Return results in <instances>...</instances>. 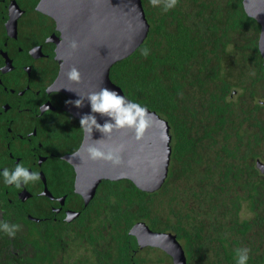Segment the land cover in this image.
<instances>
[{"label":"trees","instance_id":"16d2710c","mask_svg":"<svg viewBox=\"0 0 264 264\" xmlns=\"http://www.w3.org/2000/svg\"><path fill=\"white\" fill-rule=\"evenodd\" d=\"M142 2L148 37L110 78L169 123L165 185L147 193L128 180L103 181L87 207L80 200L74 223L26 220L15 236L0 229V264H173L138 246L130 235L138 223L176 235L187 264H236L245 248L247 264H264L261 26L243 0H178L167 11L164 0ZM7 223L19 225L18 214Z\"/></svg>","mask_w":264,"mask_h":264},{"label":"water","instance_id":"95a60500","mask_svg":"<svg viewBox=\"0 0 264 264\" xmlns=\"http://www.w3.org/2000/svg\"><path fill=\"white\" fill-rule=\"evenodd\" d=\"M243 5L248 17L261 26L259 50L264 60V0H243ZM37 10L51 18L60 33L55 50L57 60L62 63L58 88L70 96L67 111L80 120L85 114L95 115L101 126L106 122L114 124L110 117L92 113L87 96L106 87L134 103L112 82L110 72L116 63L134 54L148 37L150 24L142 0H40ZM73 41L79 45L75 51L70 46ZM73 66L81 73L80 82L67 77ZM81 98L83 105L77 108L74 102ZM145 109L150 127L140 139L134 128H114L111 133L102 134L91 122L84 126L79 155H71L68 161L75 172V193L85 207L94 200L103 181L128 180L147 193H155L165 185L172 156L171 128L156 112ZM92 146L105 151L122 148L119 152L122 163L92 161L87 153ZM257 167L264 173L263 163L258 161ZM70 214L69 220L80 215ZM130 235L141 249H157L170 256L173 264H187L185 250L173 233L155 232L138 223Z\"/></svg>","mask_w":264,"mask_h":264},{"label":"flooded vegetation","instance_id":"af4514ba","mask_svg":"<svg viewBox=\"0 0 264 264\" xmlns=\"http://www.w3.org/2000/svg\"><path fill=\"white\" fill-rule=\"evenodd\" d=\"M39 2L0 0V219L13 221L18 214L24 230L26 220L39 227L82 216L68 159L81 147L84 126L66 109L67 91L58 88L60 33L37 10ZM18 164L39 172V181L6 185L3 170ZM70 213L80 215L69 220Z\"/></svg>","mask_w":264,"mask_h":264},{"label":"clouds","instance_id":"9594fccd","mask_svg":"<svg viewBox=\"0 0 264 264\" xmlns=\"http://www.w3.org/2000/svg\"><path fill=\"white\" fill-rule=\"evenodd\" d=\"M150 2L153 6H156L160 0H150ZM177 3L178 0H164L165 11L174 7ZM70 46L73 51L77 50L79 47L75 41H73ZM146 54L147 53H145V55ZM67 77L70 81L80 82L81 73L73 66L70 71H68ZM87 100L90 102L93 114L110 117L115 123L106 122L101 126L97 122L95 115L85 114L80 120L82 127L91 122L102 134L111 133L114 128H134L137 133V139H140L145 130L150 127V121L147 119V110L137 103L127 102L123 96H120L113 90H109L106 87L101 88L98 92L90 93L87 96ZM74 104L77 108L82 107L83 99L76 100ZM97 143H99V141H97ZM120 151H122V148H108L105 151L99 147L92 146L87 149L88 156L92 161L103 160L113 165H120L122 163L119 156ZM74 155H79V150L74 153ZM2 175L6 185H15L17 188L21 187L22 183L28 184L29 182H37L40 179L39 172H30L23 164L16 165L14 170L5 168ZM20 227L21 226L18 224L9 225L7 222L0 224V229L9 236H15L16 232L20 230ZM248 252L249 250L246 248L237 249L235 253L236 264H247L249 260Z\"/></svg>","mask_w":264,"mask_h":264},{"label":"rangeland","instance_id":"374dc122","mask_svg":"<svg viewBox=\"0 0 264 264\" xmlns=\"http://www.w3.org/2000/svg\"><path fill=\"white\" fill-rule=\"evenodd\" d=\"M239 93V92H238ZM237 95V93L236 94H233L232 96H231V98L232 97H235ZM184 202L186 203V201L184 200ZM31 208H33V206H31ZM32 210H35V211H37L38 212V209H32ZM15 210H13L12 212H14ZM40 211V210H39ZM72 254V253H71ZM68 264H70V262L68 263Z\"/></svg>","mask_w":264,"mask_h":264}]
</instances>
